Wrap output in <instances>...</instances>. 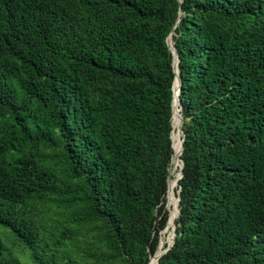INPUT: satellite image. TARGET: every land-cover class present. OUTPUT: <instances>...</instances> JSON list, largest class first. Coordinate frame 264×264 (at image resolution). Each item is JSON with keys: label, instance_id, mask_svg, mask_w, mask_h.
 Here are the masks:
<instances>
[{"label": "trees", "instance_id": "16d2710c", "mask_svg": "<svg viewBox=\"0 0 264 264\" xmlns=\"http://www.w3.org/2000/svg\"><path fill=\"white\" fill-rule=\"evenodd\" d=\"M171 30L158 264H264V0H0V226L35 264L160 255Z\"/></svg>", "mask_w": 264, "mask_h": 264}, {"label": "rangeland", "instance_id": "374dc122", "mask_svg": "<svg viewBox=\"0 0 264 264\" xmlns=\"http://www.w3.org/2000/svg\"><path fill=\"white\" fill-rule=\"evenodd\" d=\"M52 159L51 163H54L56 161V157L54 153H52ZM171 164V163H170ZM170 177V175H169ZM60 179V184L66 183L65 177L62 173L59 175ZM177 185L174 188V196L177 198ZM165 200L167 202V199L165 197ZM168 212H170V207L169 205L166 207ZM49 218L43 219L41 224L46 227V232L52 231L55 235L59 234L60 230L63 228H71L74 226L73 223L69 224L66 221V214L63 212L62 208H59L55 205L51 207L49 210ZM174 211H176V207H174ZM40 224V222H39ZM173 229V228H172ZM164 230L162 232V237H163ZM48 234L44 233V239L47 240ZM92 235L89 234L88 237H86V240H92ZM0 239L3 242L5 248H6V253H5V258L3 260V264H35L33 262L31 252L29 250L23 249V245L13 236L11 231L9 229H6L2 226H0ZM169 241L164 240L161 243V246H164L167 244ZM158 264V263H157Z\"/></svg>", "mask_w": 264, "mask_h": 264}, {"label": "bare ground", "instance_id": "6f19581e", "mask_svg": "<svg viewBox=\"0 0 264 264\" xmlns=\"http://www.w3.org/2000/svg\"><path fill=\"white\" fill-rule=\"evenodd\" d=\"M169 40L171 41V37L169 38ZM179 107H180V104L178 101V79L176 78L175 83H174V102H173V116L172 117L174 118V116H175V118H176V123H175L174 127L177 128V132H178L179 122L181 120V110ZM179 112H180V116H179ZM175 118H174V120H175ZM172 131H173V125H172ZM172 131H171V134H172ZM179 138L180 137L178 136V142H179ZM171 139H172V137H171ZM172 149H173V145H172ZM179 152H180V142H179V144L176 143V150H175V153L172 157L171 173L169 171L170 169H168L169 174H168V180H167V187H169L170 200L172 201V207H176V211L172 213V216L170 218V222L167 223L166 229L168 228V241H169L167 244H170L174 238V234H173V230H172L171 226L174 223L175 217L177 218V215H178V207H177L178 202H177V198L176 199L174 198L173 182H174V176H175V172L177 170V167H178V165H180V162L177 160ZM169 175H170V177H169ZM177 181H178V178H177ZM167 192H168V188H167ZM170 200L167 197V202H168L169 207H170ZM169 215H170V212H169ZM166 229L164 230V232L166 231ZM161 240H162V238H161ZM158 251H160V255L159 256H153L151 259H149L147 264H154L155 262L157 264L158 259L160 258L161 254L163 252L161 244H160V248L158 249Z\"/></svg>", "mask_w": 264, "mask_h": 264}, {"label": "water", "instance_id": "95a60500", "mask_svg": "<svg viewBox=\"0 0 264 264\" xmlns=\"http://www.w3.org/2000/svg\"><path fill=\"white\" fill-rule=\"evenodd\" d=\"M179 3L181 2V0H177ZM178 14H180V12H178ZM178 22V19H176V21H175V24ZM172 30L168 33V36H167V38H166V44H167V47H168V49H169V51H170V53H171V55H172V69H173V72L175 73V78H174V82H173V88H172V90H173V100H172V116H173V102H174V83H175V80H176V78L178 79V96H179V94H180V92H181V81H180V78H179V76H178V73H179V70H178V68H179V58H178V54H177V52H176V49H175V47H174V42H173V38H172ZM172 38V40L170 41L169 40V38ZM178 101H179V104H180V110H181V102H180V100H179V98H178ZM181 123H182V114H181V120H180V122H179V126H178V132H179V134H180V138H179V142H180V152H181V149H182V139H181V130H180V126H181ZM170 137V136H169ZM171 149H172V147H171ZM180 152H179V154H180ZM179 154H178V156H179ZM177 160L180 162V165H179V167H178V180L180 179V177H181V168H182V163H181V161H180V159H179V157H177ZM166 187H167V184H166ZM178 194V193H177ZM179 197H177V202L179 203ZM168 206V203L166 202V207ZM177 207H178V204H177ZM178 214H179V209H178ZM178 216V215H177ZM166 229V228H165ZM164 229V230H165ZM173 234L175 235V225H173ZM173 242H174V239L172 240V242L170 243V244H167V246L163 249V252H162V254L163 253H165V252H167L170 248H171V246L173 245ZM160 244H161V239H160V243H159V246H158V248H157V250H156V252L158 251V249L160 248ZM155 252V253H156ZM161 254V255H162ZM161 257V256H160ZM150 259V258H149ZM158 261H159V259H158ZM158 263V262H157Z\"/></svg>", "mask_w": 264, "mask_h": 264}]
</instances>
